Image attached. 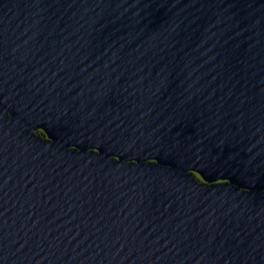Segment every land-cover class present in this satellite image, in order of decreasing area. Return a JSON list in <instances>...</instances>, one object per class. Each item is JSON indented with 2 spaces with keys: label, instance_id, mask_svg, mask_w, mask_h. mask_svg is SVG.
<instances>
[{
  "label": "water",
  "instance_id": "water-1",
  "mask_svg": "<svg viewBox=\"0 0 264 264\" xmlns=\"http://www.w3.org/2000/svg\"><path fill=\"white\" fill-rule=\"evenodd\" d=\"M0 264H264V0H0Z\"/></svg>",
  "mask_w": 264,
  "mask_h": 264
}]
</instances>
